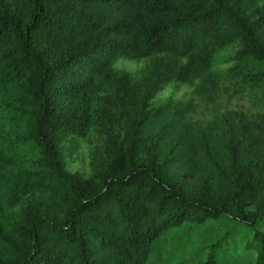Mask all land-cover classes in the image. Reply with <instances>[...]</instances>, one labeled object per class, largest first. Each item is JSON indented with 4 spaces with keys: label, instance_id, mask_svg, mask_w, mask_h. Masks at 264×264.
I'll return each mask as SVG.
<instances>
[{
    "label": "trees",
    "instance_id": "trees-1",
    "mask_svg": "<svg viewBox=\"0 0 264 264\" xmlns=\"http://www.w3.org/2000/svg\"><path fill=\"white\" fill-rule=\"evenodd\" d=\"M263 32L264 0H0V264H152L164 232L211 223L188 264H264ZM120 58L148 61L133 79ZM168 83L257 89L263 111L191 122L151 106ZM93 126L91 174L68 172Z\"/></svg>",
    "mask_w": 264,
    "mask_h": 264
},
{
    "label": "rangeland",
    "instance_id": "rangeland-1",
    "mask_svg": "<svg viewBox=\"0 0 264 264\" xmlns=\"http://www.w3.org/2000/svg\"><path fill=\"white\" fill-rule=\"evenodd\" d=\"M264 40V32L262 33ZM239 48V43L226 47L219 54L220 63L218 67L226 69L233 62H224ZM148 59L129 60L117 59L113 68L120 73H128L133 79H138ZM259 93L257 89L245 87L240 92H235L232 86L225 85L217 94L216 100L210 101L207 98L193 94V86L181 83H168L156 93L150 101L151 106H158L165 102H191L193 109L187 114L191 122L209 121L215 114L225 112H241L254 119L260 117L263 109L254 103L253 95ZM104 136L95 126L91 127L82 137H77L74 146H65L62 149V161L65 169L70 173H77L88 177L92 171V153L100 146ZM186 189L195 192L197 184L190 181L186 183ZM35 200L41 202L47 199L46 193L35 191L29 194L23 201ZM222 226L211 223L195 231L183 232V229L176 228L164 232L154 248L152 264H188L187 260L192 255L199 253L201 248L207 246L220 235ZM197 256H195L196 259ZM198 258V257H197Z\"/></svg>",
    "mask_w": 264,
    "mask_h": 264
}]
</instances>
